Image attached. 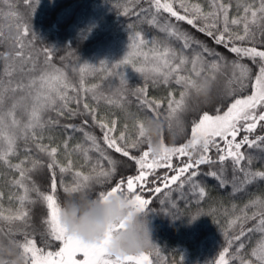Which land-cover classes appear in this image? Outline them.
I'll return each instance as SVG.
<instances>
[{
  "label": "snow or ice",
  "instance_id": "obj_1",
  "mask_svg": "<svg viewBox=\"0 0 264 264\" xmlns=\"http://www.w3.org/2000/svg\"><path fill=\"white\" fill-rule=\"evenodd\" d=\"M25 2L28 3L29 0ZM147 3L149 7L142 8L136 14L137 19L143 17V23L158 29L168 40L180 42L181 49L177 50L170 43L156 38L147 39L142 32L135 31L129 36L127 53L112 66L117 69L131 66L144 77L145 86L135 88L133 95L138 106L157 120L164 102L149 97L147 81L151 79L153 85L167 86L174 83L180 86L178 99L174 92L168 93L166 119L169 130L180 128L183 124L181 115L191 112L193 119L190 138L179 146H168L161 136L162 148L158 155L153 154L148 146L146 149L141 148L146 143L143 121L147 116L137 120L138 132L133 138L127 133V125L124 126L125 130L115 135L117 119H112L110 123L98 119L96 108L91 107L86 100L82 104L83 112L80 111L82 97L89 94L97 102L104 99L108 104L123 106V92H120L119 99H113L105 97L99 91L100 85H88L86 78L96 74L94 65L84 63L83 66L74 68L73 72L79 77L74 83L66 68L57 67L53 63V50L45 48L42 50L44 60L39 74L31 76L27 83L23 80L14 82V75L25 71V62L32 61L31 68L27 70L29 73L37 70L36 58L31 52L27 55L24 53L26 46L34 47L32 40L25 45V39L32 33L26 24L20 22L16 24V35L11 41L15 51L0 53V165L17 174L10 184L17 189L15 200L19 202L15 210L8 209L7 212L0 203V220L23 225L16 229V232L23 235V240L9 239V243L22 251L24 264H155L152 250L133 255L112 254L109 249L112 233L122 230V223L111 228L104 239L94 243H85L69 235L60 220L57 168L60 174L70 171L73 173V185L64 187V192L77 193L87 189L93 180L102 184L116 179L118 165H124L126 174L119 176L110 189L101 190L97 197L106 200L114 194L126 193L145 213H148L153 203L152 199L145 197V192L158 194L157 198L163 196L160 203L164 205L170 202L169 194L174 190L173 186L179 188L183 195L184 187L188 185L197 201H202L206 198L207 191L198 182L201 174L215 179L218 186L229 189L232 196L245 194L251 185L264 182V170L252 168L255 160H264V155L257 157L252 154V150L264 154V135H253L258 128L264 130V47H258L256 39L259 32V43L264 45V0L237 4L235 15L231 14L232 4L226 0H208L207 11L198 0H147ZM129 14L128 9L123 11V15ZM182 24L203 33L216 45H222L228 53L234 54L235 59L229 60L226 55L197 40L190 31L182 28ZM237 41L247 42V45H238ZM6 42L8 38L0 30V45ZM184 50L191 51V56ZM244 59L251 63H242ZM100 64L104 67L108 63L101 61ZM226 69L231 71L224 87L217 88L215 99L218 104L212 111L201 110V103L209 104L213 100L211 93L213 86L218 83L217 75H223ZM127 83L125 76L121 75L119 87L124 88ZM200 97H203L202 101ZM190 100L196 102L190 105ZM72 103L77 104V108L73 109L70 106ZM50 112H55L60 117L67 115L70 119L90 116L93 124L100 128L105 147L84 126L64 125L66 129L82 133L84 140L89 142L88 147L78 143L73 149L81 152L86 162L91 160L90 151L99 154V158L92 165V173L73 170L71 159L67 164H60L57 159L59 146L42 143L45 130L60 123L51 116L46 118ZM83 123L86 125L88 120L84 119ZM71 139L68 136L64 140L65 151L68 150ZM20 141L24 142L25 153H31V148L27 145L32 141L35 142L38 152L48 157V192H42L34 182L31 186L29 184L32 180L30 173L42 170L45 167L44 162L35 158L30 160L29 155H26L18 163H13L12 158L19 156ZM197 150L199 155L193 159ZM213 150L216 153L215 158L210 155ZM134 152L139 154H133ZM111 153L118 154L123 159L118 160ZM174 158L181 160V163L175 165ZM102 161L107 162V167L103 166ZM217 164L218 169L202 173L201 166ZM133 165L134 170H131ZM229 165L231 178L228 175ZM159 169L168 171L160 176L157 171ZM161 184L162 187L159 186ZM31 193H36L47 210L46 218L42 221L46 230L40 233L39 242L26 231L30 218L27 205L36 203ZM4 195L0 191V202ZM8 199L13 200V196L9 195ZM172 207L175 208L176 205L173 203ZM249 208H255L256 211L249 215ZM165 213L175 217L173 213ZM192 219L195 220L196 217ZM249 222H252L250 227L247 226ZM228 230L232 233L228 246L219 253L214 264H234L236 260H239V264H264V197L250 199L239 215L229 219ZM257 233L259 236L255 246L246 251V241ZM3 244V240H0V247ZM234 244L236 247L230 253ZM154 248L152 245L151 249ZM181 260L183 261L182 256Z\"/></svg>",
  "mask_w": 264,
  "mask_h": 264
},
{
  "label": "trees",
  "instance_id": "obj_2",
  "mask_svg": "<svg viewBox=\"0 0 264 264\" xmlns=\"http://www.w3.org/2000/svg\"><path fill=\"white\" fill-rule=\"evenodd\" d=\"M197 2V0H193ZM205 10H208V0H198ZM232 4V15L236 14V5L243 4L245 2H251V0H226ZM149 5L147 0H29L28 3L25 0H0V30L4 32L5 37L8 38V42L0 45V53H9L15 51V46L11 41L16 35V24H26L29 28V32L32 35L25 39V45H28V41L32 40L34 47L26 46L24 53L27 55L31 52V55L36 58V72L29 73L27 70L31 68L32 61L24 63L25 71L23 73H17L14 75V82L23 80L27 83L31 76L39 74L40 69L43 67L44 53L43 49L49 48L53 50L54 59L53 63L57 67L66 68V71L70 79L75 83L78 81V75L73 72L74 68L83 66L84 63H89L95 66L96 74L89 75L87 79L88 85L98 84L100 85L99 91L103 93L105 97L119 99L120 92H123L125 99L122 101V107H117L115 104H108L104 99L93 100L91 94L86 97H82L80 104V111L83 112V102H88L91 107L96 108V114L98 119H104L111 122L112 119H117V131L115 135H118L120 131L125 130L124 126L127 125V133L135 138L138 129L136 127L138 119H144L146 116L151 117L152 114L143 111L138 106V101L133 95L135 88L145 86V79L141 74L134 71L131 66H121L119 69L113 67L114 63L121 60L128 51L129 36L135 31L142 32L147 39H159L162 42L170 43L172 47L177 50L181 49L180 42L175 40H168L165 34L159 32L158 29L143 23V17L137 19L136 14L141 11L142 8L146 9ZM125 9L129 10V15H123ZM35 10V11H34ZM166 15V14H165ZM175 22V21H173ZM183 29L188 30L192 35L217 52L226 55L229 60L235 59L234 54L228 53L222 45H216L211 38L206 37L203 33H199L190 29V26L186 24L181 25ZM239 30V29H237ZM258 47H264L260 44L261 39L259 32L256 37ZM238 45H247V42H236ZM149 47H151L149 45ZM147 51V48L145 49ZM189 56L191 51L184 50ZM63 57V59H61ZM207 58V57H206ZM211 59V58H207ZM104 61L108 64L104 67L100 62ZM242 63L250 64L251 62L244 59ZM2 63V61H0ZM190 67V65L188 66ZM230 69H226L224 74L217 75V85L213 86L211 95L213 100L209 104H200L201 110L212 111L218 104V100L215 99L217 88H223L225 82L230 75ZM120 73V75H116ZM187 74V73H185ZM121 75L125 76L128 81L126 87L120 88L119 81ZM148 95L150 98H155L164 102L163 107L160 109V116L158 120L163 121L164 131L162 137L164 143L168 146H179L185 143L190 138V127L193 119L191 112L181 115L183 124L180 128L174 127L177 130V135L174 139L169 137L168 133V121L167 116V97L168 93L174 92L176 98H179L180 86L172 83L171 85H153L151 79L147 81ZM119 89V91H117ZM201 101L203 97L199 98ZM195 100H190L189 104L195 103ZM9 103L10 102H6ZM73 109L77 108V104L72 103L70 105ZM19 114V113H18ZM51 116L53 119L60 121L59 125L54 128L46 129L44 132V139L42 143L50 144L51 146H59L58 161L60 164H67L69 159L73 162V170H81L85 173H92V165L95 164L99 158V154L96 152H89L91 160L85 161L81 152L74 151L76 144H83L88 147L89 142L84 140L83 134L80 132H73L71 129H66L64 125L75 124L77 126H84L85 130L95 135L102 147H105L102 142V132L99 127L95 126L91 120V117L79 116L76 118H68L67 115L60 117L55 112H50L46 115V118ZM84 119L88 120L85 125ZM243 135V133L241 134ZM253 135H264V130L258 128L257 132ZM72 139L69 142L68 150L63 148V142L68 137ZM24 142L18 143L19 156L13 157V163H18L24 156L29 155V159H40L44 162L45 167L42 170L30 173L32 180L42 192H48L50 173L46 168L48 157L42 153H39L35 147V142L29 141L28 147L31 148V153H25L23 151ZM142 149L147 148V144L144 143L141 146ZM247 151V150H246ZM118 160L123 158L118 154L111 153ZM133 154H139L134 152ZM254 156H261L264 154L259 153L256 150H252ZM199 150L193 154V159L197 158ZM210 155L215 158V151L213 150ZM187 159V158H182ZM130 163V162H129ZM173 163L178 165L181 160L174 158ZM103 166L107 167V162L102 161ZM30 166V165H29ZM219 165L201 166L202 173L209 170H216ZM253 170H264V160L257 159L252 165ZM119 176L125 175L126 170L124 165H118ZM134 170V165L132 169ZM57 181H58V199L62 203L66 199L67 193L64 192V187H71L73 185V173L67 172L60 174L58 168ZM160 176H163L168 170H157ZM174 174V173H169ZM17 175L3 165H0V191L4 192V199L2 202L3 209L7 212L8 209L15 210L18 207V201L15 200L17 189L12 187L10 181ZM94 175V174H93ZM229 178H231V168L229 165ZM116 179L111 181H105L100 184L93 180L87 189H83L74 193L78 195L80 192H87L92 196H97L101 190L110 189L115 184ZM62 181V183H61ZM198 182L202 183V186L206 188L207 196L202 201H197L189 190V186L185 185L183 195L181 190L176 186H173L174 190L169 194L170 202L162 205L160 203L163 196L158 194L145 192L146 198L152 199L153 203L148 211V218L150 221V227L152 229V240L154 249L153 260L155 264H214L218 258L219 253L224 247L228 246V240L231 238V231L228 230V221L232 217L239 215L244 205L248 203L250 199H254L256 196L264 197V182L251 185L245 194H238L232 196L229 194V189H223L218 186V182L208 176L201 174L198 177ZM9 195L13 196V200H9ZM32 199L36 201L35 204L27 205L30 212V218L28 221V227L26 231L30 236L34 235L38 242L40 241V233L46 230V225L42 222L46 218V206L37 198L36 193H31ZM176 207L173 208L172 204ZM235 205V208L233 207ZM170 212L175 214V217L165 213ZM249 215L255 208H249ZM192 217H196L195 220ZM252 222H249L248 227ZM18 227H23L19 222L8 223L7 221L0 220V240H3L4 244L9 243V239L17 241L23 240V235L16 232ZM11 230V231H10ZM227 230V231H226ZM238 231V229H237ZM257 234H253L252 238L258 237ZM253 239L250 243H246L247 249L255 242ZM201 241V250L196 254L195 244ZM248 242V241H246ZM42 246V245H41ZM235 244L232 249H235ZM190 248V249H188ZM231 249V250H232ZM158 250V251H157ZM183 257V261L181 260ZM234 264H239V260H236Z\"/></svg>",
  "mask_w": 264,
  "mask_h": 264
},
{
  "label": "clouds",
  "instance_id": "obj_3",
  "mask_svg": "<svg viewBox=\"0 0 264 264\" xmlns=\"http://www.w3.org/2000/svg\"><path fill=\"white\" fill-rule=\"evenodd\" d=\"M143 123L145 142L153 154L158 155L162 148L160 138L164 123L152 117L145 118ZM168 133L174 139L177 130L168 129ZM148 215L126 193H117L102 200L87 192L74 195L70 191L61 205L60 220L69 235L85 243L104 239L111 228L122 223L124 228L112 233L109 249L113 255H133L148 251L153 245ZM0 264H24L22 251L14 244H3L0 247Z\"/></svg>",
  "mask_w": 264,
  "mask_h": 264
},
{
  "label": "rangeland",
  "instance_id": "obj_4",
  "mask_svg": "<svg viewBox=\"0 0 264 264\" xmlns=\"http://www.w3.org/2000/svg\"><path fill=\"white\" fill-rule=\"evenodd\" d=\"M144 1H145V0H144ZM258 236H259V235H258ZM251 239H253L252 236H251V238H250L249 240H247L248 242H246V243H247V244L250 243V240H251ZM257 239H258V237H255L253 240L256 242ZM255 242H254V243H253L248 249H246V251H247V250H250L253 246H255ZM195 246H196V247H194V248H195V252H196V254H197V253L201 250V248H202V246H201V241H200L199 243H196ZM188 249H190V248H188ZM233 251H234V249H232V250L230 249V253L233 252ZM167 264H172V263H167Z\"/></svg>",
  "mask_w": 264,
  "mask_h": 264
},
{
  "label": "water",
  "instance_id": "obj_5",
  "mask_svg": "<svg viewBox=\"0 0 264 264\" xmlns=\"http://www.w3.org/2000/svg\"><path fill=\"white\" fill-rule=\"evenodd\" d=\"M159 186H161V187H162V184H161V185H159Z\"/></svg>",
  "mask_w": 264,
  "mask_h": 264
}]
</instances>
